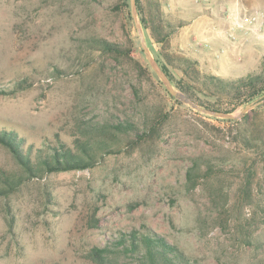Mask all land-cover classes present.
Wrapping results in <instances>:
<instances>
[{"label":"rangeland","instance_id":"374dc122","mask_svg":"<svg viewBox=\"0 0 264 264\" xmlns=\"http://www.w3.org/2000/svg\"><path fill=\"white\" fill-rule=\"evenodd\" d=\"M140 2L146 14L149 6L162 13L163 32L171 25L164 46L144 33L159 64L161 47L184 56L175 37L186 19L257 15L253 31L228 39L249 52L244 66L263 68L264 0ZM94 38L130 56L101 54ZM24 77L30 88L0 96V128L24 137L26 147L57 138L72 145L82 123L109 120L130 119L146 135L139 142L112 130L118 150L93 168L33 178L0 197V264H89L90 247L142 227L194 264H264V103L224 122L171 99L140 47L130 0H0V87ZM16 167L0 146V168Z\"/></svg>","mask_w":264,"mask_h":264},{"label":"trees","instance_id":"16d2710c","mask_svg":"<svg viewBox=\"0 0 264 264\" xmlns=\"http://www.w3.org/2000/svg\"><path fill=\"white\" fill-rule=\"evenodd\" d=\"M135 2L143 32L148 31L155 43L164 46L172 33L171 25L165 23L166 31L163 32L162 13L154 10L152 15L149 6L146 14L140 0ZM89 42L95 45L101 54L115 59L130 56V49H124L104 39L94 38ZM162 49L161 47L159 54L163 64H159L156 60L157 63L172 85L201 108L230 114L239 103L249 104L264 97V66L259 72H252L246 77L227 79L203 73L198 70L197 61L181 55L164 53ZM172 70L181 73V77L176 79ZM31 86L30 79L24 77L14 82L10 88L0 87V96H13ZM138 93L134 88L137 98ZM169 97L175 100L174 97ZM247 117L246 115L243 119L246 120ZM109 121L114 123L104 122L94 125L82 123L77 127L78 132L70 136L72 145L57 138L45 148L37 149H33L32 146L26 147L24 137L19 136L14 130L0 128V146L11 154L17 166L16 170L0 168V197L17 192L24 182L33 178L40 179L47 174L93 168L105 155L115 152L113 149L118 150L116 133L137 136L136 140L139 142L144 140L146 133L139 134V128L132 120ZM220 121L232 122L227 119ZM148 130L154 131V128L150 127ZM85 257L89 264H194L177 246L146 227L119 232L103 245L90 247Z\"/></svg>","mask_w":264,"mask_h":264},{"label":"crops","instance_id":"0c3cea01","mask_svg":"<svg viewBox=\"0 0 264 264\" xmlns=\"http://www.w3.org/2000/svg\"><path fill=\"white\" fill-rule=\"evenodd\" d=\"M186 20L185 26L177 32L176 44L184 56L197 61L203 71L233 79L246 77L259 69V62L251 70L244 66L249 52L235 47L228 39L237 30L234 22L202 14Z\"/></svg>","mask_w":264,"mask_h":264},{"label":"water","instance_id":"95a60500","mask_svg":"<svg viewBox=\"0 0 264 264\" xmlns=\"http://www.w3.org/2000/svg\"><path fill=\"white\" fill-rule=\"evenodd\" d=\"M130 13H131L132 20L134 22V26H135V30H136V33L138 36L139 44H140V47H141V49L145 55L146 61H147L148 65L150 66L151 70L158 77V79L160 80V82L162 83L165 90L167 91V93L170 96L174 97L176 100L190 106L192 109H194V110H196V111H198L204 115L215 117V118H220V119H227V120H236V119L240 118L241 116H243L245 113L251 111L252 109H254L257 106L264 103V97H263V99L255 100V101L247 104L241 112L236 113L234 115L227 114V113L220 112V111L208 110V109H204V108L199 107L196 103H194L192 100L187 98L186 95H184L182 92L176 90L173 87L172 83L170 82V80L168 79L166 74L163 72V70L161 69V67L157 63V61L151 55V53H150V51L146 45L145 35H144L143 29L140 25V22H139V19L137 16L135 0H130Z\"/></svg>","mask_w":264,"mask_h":264},{"label":"built area","instance_id":"2783aa9c","mask_svg":"<svg viewBox=\"0 0 264 264\" xmlns=\"http://www.w3.org/2000/svg\"><path fill=\"white\" fill-rule=\"evenodd\" d=\"M258 23L257 15H248L239 19L234 23L236 29H242L246 31H253L255 25Z\"/></svg>","mask_w":264,"mask_h":264}]
</instances>
